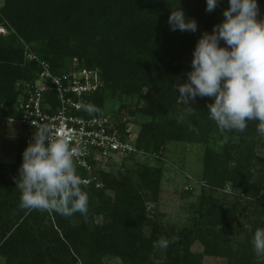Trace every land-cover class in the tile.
Returning a JSON list of instances; mask_svg holds the SVG:
<instances>
[{
    "label": "trees",
    "instance_id": "16d2710c",
    "mask_svg": "<svg viewBox=\"0 0 264 264\" xmlns=\"http://www.w3.org/2000/svg\"><path fill=\"white\" fill-rule=\"evenodd\" d=\"M173 4L174 0H4L0 23L3 17L17 34L33 43V53L47 61L53 73L65 70L73 57L88 67H98L104 86L92 99L100 110L108 108V100H121L124 95L144 98V106L138 109L142 121L136 145L159 154V161L168 140L205 141L210 132L216 133L221 149L205 151L204 177L214 186L237 183L250 170L256 142L264 139L256 131L257 121L249 122L244 132L221 133L207 111L210 97H197L190 104L194 111L183 122H178L180 116H168L177 109V116L185 111L175 86L187 79L199 37L223 20L217 13L227 8V0H220L212 12L205 11V0H179L177 6L197 22L195 33L169 29L167 18ZM258 5L257 19H264V0H258ZM6 27L7 35L0 34V113L5 118L17 116L13 110L16 97L39 71L34 60L24 58L26 50L23 52L17 35ZM18 169L17 164L0 162L3 264H104L107 256L124 264H199L198 255L188 250L190 235L166 236L159 224L145 216L144 198L154 201L159 194L161 163L153 169L143 167L135 182L132 176L137 171L118 175L106 169L98 171L101 187L95 182L81 185L89 196L87 216L74 214L79 223L70 225L69 217L54 212L55 227L50 221L47 227L44 224L49 211L13 213L20 203L15 185ZM96 214L105 223L94 224ZM145 225L151 227L148 234ZM161 239L170 243L165 258L156 262L150 256ZM202 241L206 254L226 255L230 264H252L251 255L239 259L236 251Z\"/></svg>",
    "mask_w": 264,
    "mask_h": 264
},
{
    "label": "clouds",
    "instance_id": "9594fccd",
    "mask_svg": "<svg viewBox=\"0 0 264 264\" xmlns=\"http://www.w3.org/2000/svg\"><path fill=\"white\" fill-rule=\"evenodd\" d=\"M178 3L174 0L168 15L169 29L195 33L197 22L187 18ZM219 3L205 0V11H214ZM227 5L223 20L197 40L186 81L175 86L178 99L185 105L178 122L194 111L190 102L210 97L207 111L221 133L244 132L249 122L257 121L256 131L264 136V19H257L258 0H227ZM81 107L89 116L100 112L94 104ZM83 154L82 146H71L63 137L52 139L49 126L40 125L22 153L16 180L21 208L86 217L89 196L81 188L75 163ZM169 243L167 239L159 242L164 248ZM252 245L258 256H264V228L254 230Z\"/></svg>",
    "mask_w": 264,
    "mask_h": 264
},
{
    "label": "rangeland",
    "instance_id": "374dc122",
    "mask_svg": "<svg viewBox=\"0 0 264 264\" xmlns=\"http://www.w3.org/2000/svg\"><path fill=\"white\" fill-rule=\"evenodd\" d=\"M0 4L3 6L4 0H0ZM217 15L218 19L223 18L221 12ZM2 19L5 20L3 17ZM5 22L8 23L6 20ZM8 27L17 35V43L23 47V52L26 50L24 58L27 59L26 53L33 52L34 44L28 43L17 34L10 24ZM7 33L0 34L7 35ZM144 104V98L138 94L124 95L121 100L111 99L106 102L108 108L117 109L133 117L139 131L142 119L138 109ZM177 112L178 109L170 112L168 116L171 119L178 118L180 115L177 116ZM23 136L25 132L17 124L10 123L0 113V162L17 164L20 168L22 153L26 147ZM220 139L216 133L210 132L205 141L199 139L195 141L168 140L163 144L160 161L157 158L159 154L142 146L140 152L112 160L106 170L113 175L127 170L137 171L132 176L135 182L139 181L138 173L143 171V167L153 169L161 163L163 169L158 197L154 201L144 198V211L146 218L154 220L161 226L162 234L166 233V236L169 233L190 235L188 250L198 255L199 264H230V259L226 255L206 254L202 239L217 243L221 249L225 247L230 251L238 252L239 259H242V255H251L252 264H264V256H258L252 245L254 230L264 228V139L255 144L250 170L244 173L242 178L244 180H237V183L226 181L222 186H214L209 185L204 177V154L206 150L219 151L222 145ZM230 165H233V162ZM18 174L19 169L15 176V183ZM245 180L246 183H244ZM17 192L20 193L18 189ZM16 206L18 209L13 213L17 210H24L25 214L29 212L21 208L20 203ZM46 217L48 218V221L44 223L46 227L49 221L55 223L54 212H46ZM68 220L70 225L79 223L76 216H71ZM93 223L102 225L105 221L101 215L96 214L93 215ZM150 229L149 225H145L146 234ZM198 233H202V236ZM164 258L165 248L160 244L156 245L155 252L151 254L150 259L159 262ZM103 261L104 264H124L120 259L110 256L105 257Z\"/></svg>",
    "mask_w": 264,
    "mask_h": 264
},
{
    "label": "built area",
    "instance_id": "2783aa9c",
    "mask_svg": "<svg viewBox=\"0 0 264 264\" xmlns=\"http://www.w3.org/2000/svg\"><path fill=\"white\" fill-rule=\"evenodd\" d=\"M7 24L5 20L0 23V33L7 32ZM26 58L34 60L39 71L21 87L13 105L17 116L7 120L25 132V146L42 124L49 126L50 138L63 137L71 146H82L84 154L75 158L81 185L95 182L101 187L98 171L105 170L112 160L141 151L136 145L139 130L135 120L105 106L95 116L82 109L81 105H95L92 95L104 86L98 67H88L73 57L65 70L53 73L50 64L33 52H27Z\"/></svg>",
    "mask_w": 264,
    "mask_h": 264
}]
</instances>
